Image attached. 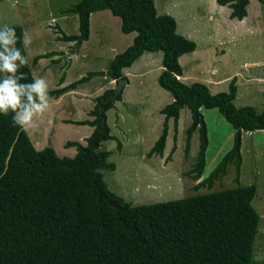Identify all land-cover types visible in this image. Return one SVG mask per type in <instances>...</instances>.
Wrapping results in <instances>:
<instances>
[{
  "label": "trees",
  "instance_id": "1",
  "mask_svg": "<svg viewBox=\"0 0 264 264\" xmlns=\"http://www.w3.org/2000/svg\"><path fill=\"white\" fill-rule=\"evenodd\" d=\"M217 2L231 8V18L247 15L249 0ZM105 9L120 18L122 32H136L132 43L114 56L105 73L88 72L68 86L49 89L48 96H57L93 75L125 78L122 68L130 66L143 52L161 51L163 70L158 83L173 100L160 110L164 114L162 131L147 157L162 155L168 119L173 118L176 128L180 110L187 107L192 121L185 131V152L192 132L198 129L199 148L190 170L198 179L208 146L200 108H217L235 130L234 145L195 187H210L226 173L229 164L235 166L238 182L242 158L237 133L264 129V109L257 112L251 105L235 106L236 76L231 78L228 91L217 93H211L202 82H183L178 58L193 51L196 43L176 30L172 15L157 13L154 0H78L65 12L78 15L79 33L65 34L57 27L61 32L57 39L74 41L79 46L88 39L90 14ZM10 26L19 38L16 46L26 57L23 27ZM53 54H37L33 64ZM19 72L26 74L21 83L33 81L29 63ZM3 75L0 73V78ZM112 90L95 98L88 112L92 120L76 122L94 128L85 138L86 144L65 143L75 146L72 157L59 156L50 146L37 150L25 129L13 126L11 110L7 116L0 114V264H252L260 218L252 205L255 184L139 205L107 187L100 169L114 170L115 163L108 161L110 151L100 149V145L116 139V148L121 149L120 140L111 134L107 122L106 111L121 99L122 93L105 100L106 92Z\"/></svg>",
  "mask_w": 264,
  "mask_h": 264
},
{
  "label": "rangeland",
  "instance_id": "2",
  "mask_svg": "<svg viewBox=\"0 0 264 264\" xmlns=\"http://www.w3.org/2000/svg\"><path fill=\"white\" fill-rule=\"evenodd\" d=\"M77 1L0 0V28L5 24L9 26L19 24L23 27V39L24 34L27 33L31 40L27 47L24 46V49L32 75L36 78H44L49 84V89L59 88L55 84L59 79L58 70L60 65L69 59L63 56L61 64L54 62L50 68L45 70V73H42L43 67L48 62L33 64V58L42 51L64 50L69 53L71 49L77 48L75 42L69 45L57 39L61 32L79 33L77 15L65 12ZM154 4L159 14H169L175 18L177 31L192 39L200 48L199 51L201 49L204 51L203 48L208 47L205 54L195 53L200 56L198 58L196 55L191 57L190 53L184 54L182 64L180 63L183 72L186 73L184 80L192 79V82L198 81L204 84L208 82L209 85H206L211 93H217L228 91L231 78L238 76L239 86L234 100L235 106L251 105L257 112L263 110L264 93L261 89L264 88V83H248L250 79L246 76L264 78V0H249L247 15L243 19L231 18L229 16L231 8L228 5L219 4L217 0H154ZM91 28L92 37L90 39L94 35L93 40L96 39V34L105 29L104 33L109 39L107 44L108 46L114 45L115 50H118L116 53L123 51L128 44L130 45V35L135 34V32L123 33L120 18L108 9L93 12ZM110 54L111 52H107L106 56L100 59L93 57L86 62L78 61L75 63L76 67L72 69V74L76 71L84 75L88 71L107 70L110 59L114 55ZM152 54L160 58L162 56L161 51L152 52ZM108 55H110L109 58ZM192 58L200 59L198 66L195 67ZM158 65L154 63V66L150 68L151 73L149 72L145 82L146 93L152 102L146 109L148 117L137 120V124H141L139 132L142 134L143 141L135 143V133H131L129 140L127 138L122 140L124 157L117 155V151L121 149L117 150L116 139L101 145V149L110 151L108 161L114 162L116 166L113 171L100 169L107 187L133 205H139L233 188L238 185L255 184L256 193L252 199V205L260 218L254 240L252 264H264V131H243L241 133L239 149L242 162L238 182L235 180L236 168L233 164H229L226 173L214 180L210 187L203 185L196 188V184L205 178L219 163L222 156L233 147L235 130L217 108H200L206 124L208 146L203 173L198 179H194L190 170L194 166L199 148V130L192 132L189 150L185 152V131L192 121V116L190 110L184 107L180 111L176 128L173 122L169 144V135L166 140V151L162 155L147 157L148 151L144 152L145 147L151 146L162 131L164 116L160 109L170 102L167 101L168 98H172L171 93H163V89L157 83V75L161 72H157ZM136 81L138 78H135ZM101 82V79L93 77L84 90L95 91ZM135 82L136 86L132 85L136 89L133 95L143 97L144 94L140 93L139 86ZM185 82L189 83L188 80ZM72 103L74 101L69 99V102L63 106V110L76 112V106ZM140 108L141 105H138L129 110L133 113L138 112V116L144 115L143 112L139 113ZM47 115L50 113L46 111L35 118L37 127L28 128L31 130L29 133L34 136H28L30 140L37 137L40 143L43 139L45 142H51L50 144L55 142V147H58L61 137L73 135V130L69 127H61L62 130L56 128L57 122H55L46 131H42L40 128L43 124L40 126L39 118ZM110 121L113 125L112 120ZM133 126L134 124L130 122L131 129ZM119 134V128L113 126V135L117 136L121 142ZM35 143L39 144L38 141ZM173 147L174 150L171 153ZM169 154L171 157L167 159Z\"/></svg>",
  "mask_w": 264,
  "mask_h": 264
},
{
  "label": "crops",
  "instance_id": "3",
  "mask_svg": "<svg viewBox=\"0 0 264 264\" xmlns=\"http://www.w3.org/2000/svg\"><path fill=\"white\" fill-rule=\"evenodd\" d=\"M246 9H247V7H246ZM94 12H96V11H94ZM92 15H93V12L90 14V31H89L88 39L82 41V43L79 46H77L76 49H71L72 51L69 53L65 52L64 50H60V51H56L55 52L56 54H53L50 57H42L37 61L38 63L48 62L47 65H45L43 67L42 73H45V70L47 68H50V66L52 64H54V62L51 63V60L57 59L55 62L60 63L63 56H66L69 59V61H64L62 64L60 63L61 65H60V68L58 70V72H59V79L57 81L58 84L55 83L56 86H58L59 88L68 86L70 83L77 81L78 79L82 78L83 76H86L88 72H93V71L102 72V73L106 72V70L99 69V70L88 71V72L84 73V75L81 74L80 72H77V71L74 74H72V69H74V66L76 67L75 63H77L78 61L79 62H86L89 59H92L93 57L100 59V58L105 57L107 52H111L110 55H112V53L114 54L112 56V58L110 59V62H111V60L114 58V56L116 54H118V53H116L118 50H115L114 45L108 46L107 42L109 41V39H108V35L104 33L105 29L101 30L98 34L95 35V37H96L95 40H93L94 35H93V38L90 39L92 37V28H91V17H92ZM77 17H78V15H77ZM78 29H79V24H78ZM176 30H177V28H176ZM131 33L132 32L126 33V34H131ZM135 35H136V32L134 35H132V34L130 35L131 43H132ZM61 41H63V40H61ZM63 42H65L66 44H69V45H72V43H74V41H63ZM128 46H129V44L123 49V51ZM207 48L208 47L203 48L204 51H202V49H201V51H199L200 48L197 47V45H196V47L193 51L187 52V53H190L191 57L196 55L198 58L200 56H198L195 53L200 52L201 55L205 54V50ZM46 52H49V51H42L41 53H38V54H42V53H46ZM149 52H151V53H149ZM220 53L224 54L223 52H220ZM184 54H186V53H184ZM184 54L179 56V58H178L179 63L182 62ZM110 55H108V58L110 57ZM224 55H226V54H224ZM214 56H216V55H214ZM221 56H223V55H221ZM59 57H61V59H59ZM197 58L196 59L192 58L195 62V67L198 66V64L200 62V59H197ZM161 60H162V56L160 58V56L157 57V56L153 55L152 51H145L130 66L122 68V72L126 76V78L128 79V83L122 89L121 99L115 100L114 105L106 111L107 122H108V125L110 127L111 134L113 135V126L118 127L120 130L119 138H121L122 147H121L120 151H117L118 152L117 155L118 154L122 155L123 144H124L122 142V140H124V139L126 140V138H127V140H129V136H132L131 133H135V136H136L134 139L135 143L138 141L139 142L143 141L142 134L139 132L141 124L140 123L137 124V120H139V118L141 119V118H147L148 117V113H147L146 109H148V106L151 105V103H152V102H150L149 96L146 93L147 87L145 86V82H146V78L148 77L149 72L151 73L150 68H152L154 66V63L159 64L157 67L158 68L157 72L163 70L162 63L160 64ZM110 62H109V64H110ZM159 74L157 75V83H158ZM185 74L186 73L183 72V68H182V75L179 76V78L183 82L188 80L189 83L185 82L186 84L192 83V79L184 80ZM97 76H99V77H97ZM93 77L102 80L99 87L95 90V91H97L96 93H95V91H91V90H87V89L84 90L85 87H87V85H89V83L92 81ZM246 77H247V79H250V81L248 83H264V78H255V77H249V76H246ZM135 78H138V81L135 82ZM134 82L139 86L140 93L144 94L143 97L142 96L135 97L133 95L136 91V89L134 87H132V85H135ZM205 83L207 85H209L208 82H205ZM210 84H213V83H210ZM115 85H116L115 79L110 78L108 75L98 74V75H93L91 77V79L86 81V82H82V83L77 84L75 87L65 88V90L57 96H49L50 108H49V110H47V112L50 113V115H47L46 117L41 116L39 118V122L41 121L40 126H41V124H43V127H41L40 129L42 131H46L47 128H49L53 123L57 122L56 128L69 127L73 130V133H72L73 135H66V136L61 137V139L59 140V143H58V147H55V142L50 144L51 142H49V143L45 142V140L43 139L42 142L40 143V141L37 139V137H34L36 139H34V138L31 139V141L33 142L32 143L33 146L37 150H41V149L47 147L46 145H49L50 147H52L55 150V152L59 156H71V157L74 156L76 154L75 146H66L65 143L67 141H78L82 144H86L85 138L91 134V132L93 131V128H94L91 124H87V123L77 124L76 122L77 121H83V120H92L93 116L89 115L88 112L94 107L95 98L98 97L99 95H101L105 90L114 88ZM158 85H159V83H158ZM236 85H237V90H238V86H239L238 76H236ZM159 87H161V86L159 85ZM161 88L164 91L163 93L169 92L166 89H164L163 87H161ZM237 90H236V96H237ZM261 92L264 93V88L261 89ZM67 97H68V99H66ZM141 97L144 99H142ZM235 98H234V100H235ZM69 99L74 101V103H72V104H74L76 106V112L63 110V108H64L63 106H65V103L69 102ZM64 100H65V102H64ZM172 100H173V96H172V98L167 99L168 102L169 101L171 102ZM234 100H233V102H234ZM138 105H141V108L139 109V113L143 112L144 115L141 114L140 116H138V112L133 113L132 110H129L131 108L137 107ZM73 114H75V115L73 116ZM135 114L137 116H135ZM76 115H80V116L78 117ZM81 115H83V116H81ZM163 116H164V114H163ZM179 116H180V112H179ZM110 120H112L113 125H112ZM130 122L132 124H134L133 129L130 128ZM171 127H173V118L172 117H170L168 119V132H167V137H166V140H167L168 135H169L168 144H169V140H170ZM61 130H62V128H61ZM257 130L264 131V129H257ZM25 131H27L29 136H31V137L34 136V134L31 135L29 133L31 130L27 129ZM243 131L244 130H240L241 133ZM254 131H256V130H254ZM244 132H247V131H244ZM113 136H115V135H113ZM43 137L44 136H42V138ZM115 137L118 139L117 136H115ZM36 140L38 141L39 144L35 143V142H37ZM109 140H115V139H108V140L102 141L101 145L103 143L104 144L108 143ZM101 145H100V149H101ZM165 145H166V143H165ZM151 146L147 145L144 149V152L146 153V151H149ZM166 149L164 147L163 153L166 151ZM122 156L124 157V155H122ZM241 162H242V160H241ZM115 168H116V166H115Z\"/></svg>",
  "mask_w": 264,
  "mask_h": 264
},
{
  "label": "clouds",
  "instance_id": "4",
  "mask_svg": "<svg viewBox=\"0 0 264 264\" xmlns=\"http://www.w3.org/2000/svg\"><path fill=\"white\" fill-rule=\"evenodd\" d=\"M18 39L14 27L5 24L0 28V73L4 74L0 78V114L7 116L11 110L13 126L27 130L37 127L35 118L50 108L49 84L44 78L36 77L31 83H21L26 74L19 69L28 60L16 46ZM30 42L25 33L23 45L27 47Z\"/></svg>",
  "mask_w": 264,
  "mask_h": 264
},
{
  "label": "water",
  "instance_id": "5",
  "mask_svg": "<svg viewBox=\"0 0 264 264\" xmlns=\"http://www.w3.org/2000/svg\"><path fill=\"white\" fill-rule=\"evenodd\" d=\"M128 83V79L125 77H123V78H118L117 80H116V85H115V87L113 88V90L112 91H108V92H106V98H105V100H108V99H115L116 98V96L120 93V92H122V89L124 88V86L126 85ZM237 147H238V145L240 144V130L238 131V133H237Z\"/></svg>",
  "mask_w": 264,
  "mask_h": 264
}]
</instances>
